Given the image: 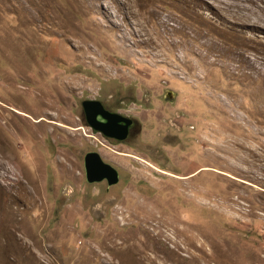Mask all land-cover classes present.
<instances>
[{"label":"rangeland","instance_id":"obj_1","mask_svg":"<svg viewBox=\"0 0 264 264\" xmlns=\"http://www.w3.org/2000/svg\"><path fill=\"white\" fill-rule=\"evenodd\" d=\"M258 68L264 0H0V264H264Z\"/></svg>","mask_w":264,"mask_h":264},{"label":"water","instance_id":"obj_2","mask_svg":"<svg viewBox=\"0 0 264 264\" xmlns=\"http://www.w3.org/2000/svg\"><path fill=\"white\" fill-rule=\"evenodd\" d=\"M166 98L172 101L174 93L167 92ZM82 108L87 125L95 133H102L105 138H116L119 141L127 138L129 129L133 125L131 118L107 110L105 105L97 100L84 101ZM84 167L87 182L90 184L105 181L109 187H112L120 181L117 169L106 163L98 152L85 155Z\"/></svg>","mask_w":264,"mask_h":264},{"label":"flooded vegetation","instance_id":"obj_3","mask_svg":"<svg viewBox=\"0 0 264 264\" xmlns=\"http://www.w3.org/2000/svg\"><path fill=\"white\" fill-rule=\"evenodd\" d=\"M106 109H107V107H106ZM107 110H109V109H107ZM110 111V110H109ZM132 119V118H131ZM133 120V125L131 126V128L129 129V132H128V134H127V138L125 139V140H123V141H119L118 139H116V138H110V139H108L110 142H112V143H115V144H117V143H125V142H127V141H129L131 138H133L136 134H135V132H136V127H137V122L134 120V119H132ZM85 122H86V120H85ZM96 134H100L102 137H104V135L102 134V133H96Z\"/></svg>","mask_w":264,"mask_h":264},{"label":"bare ground","instance_id":"obj_4","mask_svg":"<svg viewBox=\"0 0 264 264\" xmlns=\"http://www.w3.org/2000/svg\"><path fill=\"white\" fill-rule=\"evenodd\" d=\"M254 61H255V60H254ZM256 61H257V60H256ZM248 65H249L250 67H252L253 69H256V67L254 66V63H250V64H248ZM252 68H251V69H252ZM256 72H257V73L260 72V73L262 74L264 71H263V69L260 70V68H258V70H257Z\"/></svg>","mask_w":264,"mask_h":264}]
</instances>
